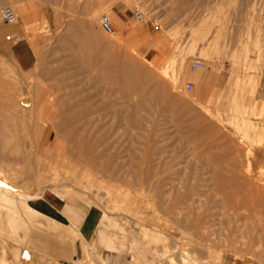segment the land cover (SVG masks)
Wrapping results in <instances>:
<instances>
[{"label":"rangeland","instance_id":"374dc122","mask_svg":"<svg viewBox=\"0 0 264 264\" xmlns=\"http://www.w3.org/2000/svg\"><path fill=\"white\" fill-rule=\"evenodd\" d=\"M4 6L17 15L0 22L15 140L0 181L47 203L33 217L0 206V260L264 264V0Z\"/></svg>","mask_w":264,"mask_h":264},{"label":"bare ground","instance_id":"6f19581e","mask_svg":"<svg viewBox=\"0 0 264 264\" xmlns=\"http://www.w3.org/2000/svg\"><path fill=\"white\" fill-rule=\"evenodd\" d=\"M21 42V41H20ZM19 42V43H20ZM15 44H18V43H15ZM0 96H1V94H0ZM12 101V100H11ZM11 101L9 102V100H7V99H5V100H1V97H0V169H2V170H4L5 171V165H4V160L2 159V157L6 154V152H7V147L9 146V145H11L13 142H14V140L15 139H13L12 137H11V134H10V129H11V125H12V123H13V118L12 119H10L9 117H7L8 115H6V112H9L8 110H10V109H12L13 108V103H14V100L12 101V104H11ZM16 105V104H15ZM17 108V107H16ZM11 111V110H10ZM13 111H14V109H13ZM10 113V112H9ZM16 139H17V137H16ZM18 141V140H17ZM16 143V142H15ZM14 143V144H15ZM18 144H19V141H18ZM17 145V144H16ZM36 153H37V151H36ZM36 153H35V155L34 154H32V156L34 155V156H36ZM31 154V153H30ZM39 154V153H38ZM30 157V156H29ZM29 157H28V159H29ZM36 157H38V156H36ZM39 158V157H38ZM32 159H34V157L32 158ZM37 159V158H36ZM35 159V160H36ZM39 160V159H38ZM34 161V160H33ZM40 162V161H39ZM39 162H37V163H39ZM28 165V164H27ZM39 165H41V164H38V165H36V168H37V170L36 171H39V169H40V167L41 166H39ZM28 166H30V165H28ZM32 166H30L29 168L32 170V168H31ZM28 168V167H27ZM42 168V167H41ZM43 169V168H42ZM26 170H28V169H26ZM31 170H28V171H30V173H32L31 172ZM35 170V169H34ZM34 170H32V171H34ZM27 171V172H28ZM42 171V170H41ZM35 172V171H34ZM32 173V174H36L37 172H35V173ZM3 173H6V172H3ZM2 178H1V181H0V206H3V205H5V204H7V205H9V209H11L15 214H16V210H17V207H16V205H17V203H19V208H21V210L24 212V213H33V212H36V209H34L31 205H30V203H32V204H38V203H40V202H42V201H45L44 199H42V198H40L39 196L42 194V192L41 193H34V194H28V193H24V192H21V191H18L17 190V187H16V189H15V187L13 188L12 187V185H11V187L9 186V184H11V183H7L8 181L6 180V177H5V175H3V176H1ZM14 196L17 198H14ZM60 197V196H59ZM62 197V196H61ZM17 200H18V202H17ZM83 203V202H82ZM74 204V203H73ZM85 204V203H84ZM18 206V205H17ZM71 206V205H70ZM8 208V207H7ZM2 210V209H1ZM18 211V210H17ZM0 214H1V211H0ZM34 214V213H33ZM33 214H32V217H33ZM28 215V214H27ZM40 215V214H39ZM6 216V215H5ZM13 216V215H12ZM30 216V215H29ZM41 216H43V215H41ZM1 217V216H0ZM44 217V219L46 218L47 219V217H45V216H43ZM42 218V217H41ZM45 219V220H46ZM7 220V219H6ZM48 221H49V219H47ZM46 220V221H47ZM51 220V219H50ZM40 221V220H39ZM44 221V220H43ZM10 222V221H9ZM36 222V221H35ZM51 222V221H50ZM12 223V222H11ZM13 223L15 224V222L13 221ZM17 223V222H16ZM44 223V222H43ZM47 223H49V222H47ZM8 224H10V223H8ZM36 224H37V222H36ZM56 224V223H55ZM60 223H58V225H59ZM13 225V224H12ZM48 225H50V224H48ZM44 226H45V224H44ZM59 226H61L62 227V225H59ZM114 226V225H113ZM116 226V225H115ZM60 227V229L62 230H64V226L61 228ZM161 227H162V225H161ZM53 228V227H52ZM51 228V229H52ZM66 228V227H65ZM59 229V228H58ZM67 230V229H66ZM51 231H53V230H51ZM69 231V230H68ZM54 232V231H53ZM76 232V231H75ZM1 233V232H0ZM66 233V232H65ZM101 233V232H100ZM98 234H99V232H98ZM102 234V233H101ZM153 234V233H152ZM77 235V234H76ZM149 235V234H148ZM102 236V235H101ZM104 236V235H103ZM71 237V236H70ZM100 237V236H99ZM73 238V237H72ZM154 238V237H153ZM157 238H159V236L157 237ZM75 239V238H74ZM101 240H103L102 239V237H101ZM154 240H156V239H154ZM159 240V239H158ZM150 241H151V239H150ZM102 242V241H101ZM182 250V249H181ZM1 256V255H0ZM2 257V256H1ZM25 259V258H24ZM23 259V260H24ZM30 260V259H29ZM196 260V259H195ZM0 263L1 264H5V261H4V259H1L0 260ZM30 262H28V263H26V264H29ZM103 263V262H102ZM145 263V262H144Z\"/></svg>","mask_w":264,"mask_h":264},{"label":"built area","instance_id":"2783aa9c","mask_svg":"<svg viewBox=\"0 0 264 264\" xmlns=\"http://www.w3.org/2000/svg\"><path fill=\"white\" fill-rule=\"evenodd\" d=\"M134 20L136 23L141 21L140 13L134 15ZM17 21V15L10 6H4L0 9V22L5 26L14 25ZM99 27L100 29L108 36L114 35V30L111 25V17L108 13H102L99 18ZM21 36L18 33H11L6 36V41L12 43H19L21 41ZM205 64L202 61L194 60L190 64L189 71L195 73L199 70L205 69ZM192 83H188L186 86L187 91L192 90Z\"/></svg>","mask_w":264,"mask_h":264},{"label":"crops","instance_id":"0c3cea01","mask_svg":"<svg viewBox=\"0 0 264 264\" xmlns=\"http://www.w3.org/2000/svg\"><path fill=\"white\" fill-rule=\"evenodd\" d=\"M42 202H44V203H47L46 201H42ZM38 204H42L41 202L40 203H38ZM38 204H36V205H38ZM82 228H84V230L86 231V232H93V230H94V228H95V223H88V220H86V218L84 219V221H83V224H82Z\"/></svg>","mask_w":264,"mask_h":264}]
</instances>
